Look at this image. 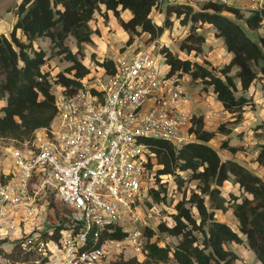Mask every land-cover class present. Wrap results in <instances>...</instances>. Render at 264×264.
Returning a JSON list of instances; mask_svg holds the SVG:
<instances>
[{"label":"trees","instance_id":"trees-1","mask_svg":"<svg viewBox=\"0 0 264 264\" xmlns=\"http://www.w3.org/2000/svg\"><path fill=\"white\" fill-rule=\"evenodd\" d=\"M158 2L21 0L17 5L18 19L13 29L9 35L0 33V139L13 138L18 142L29 139L35 129L48 126L56 116V94L51 90L50 73L43 67L47 51L37 44L39 38H48L57 54H64L71 62L65 71L56 75L55 82L64 93L72 94L81 85V79L92 72L80 56L83 45L92 42V35L100 32L91 26L95 13L117 17L129 33L127 43L130 44L135 34L147 32L156 38L164 32L166 25L153 23L150 16ZM198 6H201L200 10H195ZM125 10L131 13L128 19L121 15ZM166 15V23L170 22L172 15L181 24L192 23L181 43V49L188 53H201L206 41V36L197 31V22L209 23L215 29V35L223 37L232 57L221 66L206 59L201 62L181 58L169 49L165 50L171 66L170 74H188L191 81L201 83L203 88L211 86L217 100L224 110L231 113L233 120L222 122L212 130L206 127L203 114H194L189 126L192 138L185 143L177 145L165 139H144L155 157V161H149L147 165L155 168L157 185L171 177L177 190L182 192L170 222L163 220L158 223L160 232L179 240L174 245L161 246L152 240L156 229L147 226L142 249L144 259L134 257L123 264H235L239 255L227 247L232 242L245 244L264 264V177L234 158H222L212 144L218 134L227 136L232 132L227 126L242 121L246 107L254 108L256 99L254 93H249L250 88L259 84L264 92V35L258 40L251 38L237 21L243 20L248 29H258L264 20V8L245 16L239 8L222 2L209 1L197 6L170 3L166 7ZM69 36L76 39L75 51L65 42ZM97 64V68L107 72L115 70L112 58L97 60ZM262 127L264 123L256 129ZM258 146L256 161L264 166V142ZM221 148L232 153L238 150L228 140L222 141ZM191 181H196L193 188L188 187ZM227 181L237 185L240 193L230 191L226 196L222 187ZM149 192L157 201L161 200L162 190L153 186ZM227 210H232L236 228L217 218V211ZM109 225L112 230L104 233V237L121 238L127 234L121 225ZM68 227H73V232L77 233L83 225L78 223ZM63 228L59 226L52 232L46 230L40 233V238L48 236L47 240L57 242ZM16 243L26 254L34 255L32 259L25 256L23 262L47 258L36 250L23 248L21 241ZM93 244L95 240L89 234L87 246Z\"/></svg>","mask_w":264,"mask_h":264},{"label":"built area","instance_id":"built-area-1","mask_svg":"<svg viewBox=\"0 0 264 264\" xmlns=\"http://www.w3.org/2000/svg\"><path fill=\"white\" fill-rule=\"evenodd\" d=\"M209 1L244 3L251 12L264 7L262 0L169 4ZM164 2L159 0L151 19ZM114 61L113 72L97 68L72 94L60 88L53 121L35 129L31 138L5 147L13 169L0 181V218L32 220L43 212L41 196L52 192L72 209L74 224L83 225L77 233L64 227L57 242L43 241L38 232L21 238L23 248L47 256L29 264H112L111 253H120L126 245L142 252L149 224L137 202L153 187L155 169L147 165L155 157L144 139L181 145L192 138V114L185 105L198 99L188 92L183 76L170 74L165 49L124 52ZM213 118L205 114V124ZM122 206L130 214L127 223L121 219ZM111 223L127 234L104 237ZM89 234L95 240L90 247Z\"/></svg>","mask_w":264,"mask_h":264},{"label":"rangeland","instance_id":"rangeland-1","mask_svg":"<svg viewBox=\"0 0 264 264\" xmlns=\"http://www.w3.org/2000/svg\"><path fill=\"white\" fill-rule=\"evenodd\" d=\"M169 1L172 0H165L161 11L159 13H153L152 15V19L155 24L166 25L164 32L156 38H152L147 32L135 34L133 41L130 44L127 43L129 33L123 29L117 17H115L113 14H108L105 17L102 13L97 11L95 13L94 19L91 21L93 26L96 27L98 22H100V26L102 27H111L107 34L101 35V33H99V35H97L103 36L98 39L96 43L105 46L104 49L106 50L104 53L106 57L118 58L124 52L139 51L148 49L150 47H154L155 49H169L176 56L181 58H189L192 60H199L201 62L206 59L212 63L214 58L220 57L222 50L220 48L221 45L219 41L223 42V38L217 37L213 34L214 28L212 25H209V23L197 22L196 24L197 31L204 34L208 38L207 42L205 41L202 46L203 50L201 53H188L186 50L181 49V43L184 37L188 34L192 23L189 22L187 24H181L180 20L174 15L170 16V22L166 23V7L170 5ZM18 3L19 0H0V21L5 16L12 15L13 10L17 7ZM236 3L237 2H233L231 5L239 8L245 16L251 14V10L248 8V5L244 3ZM200 8L201 6H198L195 8V10H200ZM122 15L125 19L128 18V13H123ZM237 21L243 26L251 38L258 40L259 36L264 35V20L262 26L258 29H248L245 26L243 20L239 19ZM65 42L70 47L75 44L77 47L76 39L73 36H69ZM37 44L45 48L47 51V60L43 67L45 71L50 73L49 77L52 83L51 90L56 94L60 91V87L55 82V77L59 72L65 71L71 62L65 58L64 54H57V49L51 45L48 38L41 39L40 43ZM88 47L89 49L90 47L97 49V47L95 45L93 46V44H89ZM87 52H89V50H87V48L85 50L84 48L80 58L82 59L83 63H85L90 68L92 73H94L98 70V59H96V55L98 54L96 52L88 54ZM88 56H90V59L87 58ZM185 81H188L191 84L196 83L191 80H187V78ZM255 114H258L259 116L262 115L258 118L260 119L258 121L262 122L263 120L261 119L264 118V105H262V107H256ZM240 122L238 124H230V126L234 125V127H238ZM253 124L256 125L257 122H254ZM254 125L243 130L239 128L233 131V135L230 136L218 134L212 140V144L219 150L222 158L225 159L227 157H231L241 163H244V165L249 164L250 169L264 177V166L259 165L256 161V151L259 149L258 145L264 142V127L261 129H256L258 125ZM208 126H214V129L218 127V125L215 124H208ZM227 127H229V125ZM224 140H228L229 143L237 146V152L232 153L227 149H222L221 143ZM12 144L18 145L19 142L13 138L0 140V181L3 179L5 172L13 169L12 159L5 150V147ZM183 174L187 175L185 173ZM160 179L161 178H159V180ZM150 183L153 184V186L158 190H162L160 194L161 200L157 201L151 192H149L148 195H144L138 200L137 203L139 204L137 208L139 209L140 215L145 218L149 226L156 229V235L152 238V240L156 241L161 246H165L166 244L174 245L178 242L179 238L160 232L158 230V223L163 220L170 222V216L175 210L174 207L176 202L182 197V192L177 190L175 181L171 177H167L164 182L159 181L157 185V180L154 176ZM195 184L196 181H191L188 183V187L193 188L195 187ZM163 189L165 191H163ZM222 190L226 196H228L230 191H233L236 194L240 193L239 187L230 181H227L224 184ZM39 202L43 206V212L40 214V216L32 220L27 219L22 221L17 216L15 218H0V241H3L0 245V264H29L27 261L23 262L22 259L25 256L32 259L34 255L26 254L16 243L21 241V238L24 239L28 234L37 232L40 234L46 230L52 232L54 228L59 226L68 227L75 225L72 219V209L62 203L57 198L56 194L48 192L47 194L41 196ZM121 212L123 214L121 219L123 221L126 220L127 223V219L130 217V214L125 210L124 206L121 207ZM216 216L221 220L227 221L232 227L236 228L237 221L232 210H227L226 212L217 211ZM43 239L47 240L48 236ZM227 247L234 250L239 255V258L235 264H261L256 258L254 252L247 248L245 244L232 242L227 244ZM134 257H139L141 260L144 259L142 252H138L133 246L126 245L120 253H111L110 261L112 264H123L124 261L130 260Z\"/></svg>","mask_w":264,"mask_h":264},{"label":"crops","instance_id":"crops-1","mask_svg":"<svg viewBox=\"0 0 264 264\" xmlns=\"http://www.w3.org/2000/svg\"><path fill=\"white\" fill-rule=\"evenodd\" d=\"M20 1L21 0H19V2ZM262 2L264 3V0H262ZM16 9H17V7L13 10L12 15H7L0 21V33H4L6 35H9L11 30L13 29L15 22L18 19ZM123 13L124 14L128 13V15H127L128 18L131 16V13L129 10H125L122 12V14ZM122 17H123V15H122ZM112 23H113V21H112ZM91 26L93 27V29H99V31H100L99 33H101V35L107 34L109 29H111L110 26H104V27L100 26V22H98V25L96 27H94L92 23H91ZM99 33H94L92 35V42L85 43L83 45V49L85 48V50H86V48H87V50H89V52H87L88 54H91L92 52H96L98 54V55H96V59L102 60L106 57V55L104 53L106 49H104L105 46H102V45L96 43L98 39L103 37V36H97V35H99ZM213 34L215 35V29H214ZM221 38H223V37H221ZM41 39H44V38H39L37 40V43H40ZM207 40H208V38L206 37V42H207ZM219 43L221 45L220 48L222 50V54L220 57L214 58V61H212V63L214 65L221 66L231 59L232 54L230 52L226 51L227 48H226L224 39H223V42L219 41ZM89 44H93V46L95 45L97 47V49H95L93 47H90V49H89V47H88ZM75 45H72V47H71L72 50H74V51L77 50V47ZM75 47H76V49H75ZM87 58L90 59V56H88ZM109 58H112V57H109ZM112 59L116 60L117 58H112ZM186 78H187V80H191V77L188 74L183 75V81H184V84L186 85L188 92L193 94L198 99L194 103L185 105V108L188 109L192 115H194V114L205 115L207 113L213 114L214 118L212 120H210L209 124H215V125H219V123H221V122H225V121L227 122V121L233 120L231 113L227 110H224L221 102L219 100H217L216 95L213 92V89L211 86H209L208 88L205 89V88H203V85L201 83L197 82V84L196 83L191 84L190 82L185 81ZM249 93H254V95H255L256 104H255L254 108H251L249 106L245 108L243 120L240 122L238 127L235 126L236 127L235 128L234 125L230 126V124H229V128L232 129V132L227 136L233 135V131H235L239 128L241 130H243V129H247L250 126L252 127L254 125L253 124L254 122H257L256 125L264 123L263 117H262L263 119H261V120H263L262 122L258 121V120H260L258 118L261 117L262 115L260 114L261 116H259L258 114L257 115L255 114L256 107H260V106L262 107V105H264V92L260 88V85L257 84V85H253L250 88ZM256 125H254V126H256ZM206 127L208 129H212V130L214 129V126L209 127L208 124H206ZM230 144L232 145V143H230ZM257 153H258V151H256V154ZM246 165H248V167H249V164H246Z\"/></svg>","mask_w":264,"mask_h":264}]
</instances>
